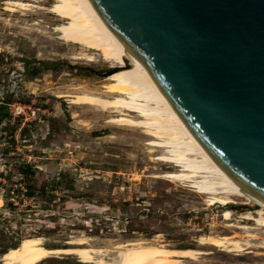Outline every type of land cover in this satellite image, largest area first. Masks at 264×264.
I'll use <instances>...</instances> for the list:
<instances>
[{"label": "rangeland", "instance_id": "374dc122", "mask_svg": "<svg viewBox=\"0 0 264 264\" xmlns=\"http://www.w3.org/2000/svg\"><path fill=\"white\" fill-rule=\"evenodd\" d=\"M6 1L0 0V264L10 247L39 235L50 248L84 238L103 249L94 257L107 261L120 244L145 240L205 251L181 264H264V227L242 216L259 206L244 196L209 205L204 182L170 176L184 168L164 159L169 151L153 135L111 121L116 112L75 103L73 94L81 92L111 97L108 77L118 63L59 39L55 25L62 21L47 9L52 1L27 0L46 9L25 13L8 10ZM26 165L32 173H20ZM228 208L231 220L224 217ZM207 233L250 237L251 245L235 254L200 244ZM78 258L61 254L51 262L95 264Z\"/></svg>", "mask_w": 264, "mask_h": 264}, {"label": "water", "instance_id": "95a60500", "mask_svg": "<svg viewBox=\"0 0 264 264\" xmlns=\"http://www.w3.org/2000/svg\"><path fill=\"white\" fill-rule=\"evenodd\" d=\"M211 158L264 203V0H89ZM258 206V205H257Z\"/></svg>", "mask_w": 264, "mask_h": 264}, {"label": "bare ground", "instance_id": "6f19581e", "mask_svg": "<svg viewBox=\"0 0 264 264\" xmlns=\"http://www.w3.org/2000/svg\"><path fill=\"white\" fill-rule=\"evenodd\" d=\"M49 1L53 4L47 7L48 11L54 13L62 21L55 25L59 39L79 44L86 49L91 48L102 54L106 60H115L118 63L108 77L112 81L107 87L111 97L81 92L73 94L74 102L116 112V115L110 119L111 121L143 128L153 135L154 144L165 147L169 151L164 159L184 168L172 171L170 176L178 180L204 182L201 186L206 188L204 192L210 194L207 198L209 205L217 203L226 205L235 202L233 199L235 196H244L248 201H253L259 207L254 210V213H245L242 216L254 219L255 223L263 228L264 203L226 174L202 148L170 107L141 61H135L130 68H127L124 57L129 54L127 47L102 21L90 1ZM5 4L12 12L25 13L27 11L24 12V10H32L33 7L45 8L32 5L27 0H7ZM87 56L89 59L95 58L93 54ZM232 216V210L225 209V220H231ZM226 224L248 230L256 228L255 225L232 222ZM250 240V237L244 238L238 234L207 233L201 235L197 241L200 244L215 245L221 250L240 254L251 245ZM70 243L76 245L50 248L44 245L42 236H28L23 238L18 245L10 247L2 261L3 264H60L51 262L53 257L60 258L61 254H74L79 257V261L84 263L181 264L185 258L196 260L199 254L205 253L192 246H172L157 241L137 240L120 244L118 255L113 258V261H107L108 259L106 260L103 256L94 257V253L103 254V249L86 246L87 241L84 238L78 241L71 240Z\"/></svg>", "mask_w": 264, "mask_h": 264}, {"label": "trees", "instance_id": "16d2710c", "mask_svg": "<svg viewBox=\"0 0 264 264\" xmlns=\"http://www.w3.org/2000/svg\"><path fill=\"white\" fill-rule=\"evenodd\" d=\"M32 166L31 165H26L25 168H20V173H27V171H31L32 173Z\"/></svg>", "mask_w": 264, "mask_h": 264}]
</instances>
